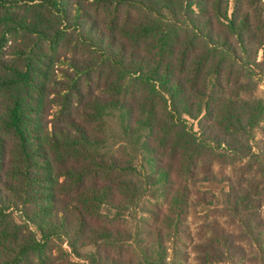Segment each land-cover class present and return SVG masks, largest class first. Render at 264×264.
<instances>
[{"label": "trees", "instance_id": "16d2710c", "mask_svg": "<svg viewBox=\"0 0 264 264\" xmlns=\"http://www.w3.org/2000/svg\"><path fill=\"white\" fill-rule=\"evenodd\" d=\"M263 78L264 0H0V264H190L214 164L264 175Z\"/></svg>", "mask_w": 264, "mask_h": 264}, {"label": "rangeland", "instance_id": "374dc122", "mask_svg": "<svg viewBox=\"0 0 264 264\" xmlns=\"http://www.w3.org/2000/svg\"><path fill=\"white\" fill-rule=\"evenodd\" d=\"M259 97L264 100V78L259 89ZM113 126V130L108 135V145L111 148L116 144L119 135V128L114 124ZM263 128L264 123L262 130L256 133L255 145L259 147H256L255 151L264 153ZM247 162L248 160L239 163L236 168L215 163L213 168L217 181L199 187L200 193L196 200L205 199V205H200L192 211L189 219L193 236V241L188 242L187 249L191 255L190 264H264V254L259 247V244H264V175L257 165L253 171H249ZM149 192L152 196L148 205L161 203V197L155 189ZM8 213L11 220L21 226L26 235L33 233L35 239H41V235L26 218L19 203L16 205L12 203ZM103 217L107 218L108 215ZM247 223L252 229L249 230ZM112 227L123 231L133 230L135 221L130 220L127 224ZM48 246V255L49 249L51 247L53 249V255L50 254L53 262L61 258L63 261L66 260L61 254V248L70 255L71 250L66 239L62 243L59 239L53 238ZM130 246H123L126 252L124 256L127 259L132 255ZM95 248L90 246L85 250L81 249L84 258L79 259L72 255L69 260L84 264L85 258H88L87 252H95L97 250ZM114 254L116 255L115 251ZM106 262L103 261L102 264Z\"/></svg>", "mask_w": 264, "mask_h": 264}]
</instances>
